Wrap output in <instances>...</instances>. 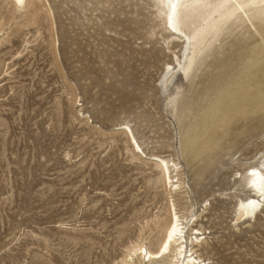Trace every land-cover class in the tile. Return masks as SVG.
I'll return each instance as SVG.
<instances>
[{
	"label": "rangeland",
	"instance_id": "1",
	"mask_svg": "<svg viewBox=\"0 0 264 264\" xmlns=\"http://www.w3.org/2000/svg\"><path fill=\"white\" fill-rule=\"evenodd\" d=\"M50 2L57 63L46 23L37 40L35 27L15 36L6 65L24 40L34 42L7 77L0 63V264L122 257L166 197L156 169L133 159L123 135H100L121 123L146 153L179 163L188 214H201L196 225L206 228L208 264H264V212L251 225L234 223L248 194L236 177L264 152V22L222 43L191 80L177 70L163 91L173 45L150 1ZM219 107L227 124L209 118L203 127Z\"/></svg>",
	"mask_w": 264,
	"mask_h": 264
},
{
	"label": "bare ground",
	"instance_id": "2",
	"mask_svg": "<svg viewBox=\"0 0 264 264\" xmlns=\"http://www.w3.org/2000/svg\"><path fill=\"white\" fill-rule=\"evenodd\" d=\"M148 1L152 3L157 18L163 22L165 30L168 31L167 41H171L170 43L173 45L172 48L168 47L174 55L173 63L166 64L165 76L161 79L163 91L168 89L169 83L176 77L177 70L180 75L181 73L184 75L185 79L191 80L194 75H197V71L204 67L205 60L210 57V53L214 52L217 47L221 48L222 43H229L230 39L243 34L242 31L248 28L249 23L252 25L251 22H253L255 26L264 22V0ZM54 20L53 6L50 0H0V63L6 65L3 58L7 50L14 47L13 40L21 30L35 27L34 37L37 40L38 37H41L40 26L45 23L49 32L50 50L54 55L55 63H57V43L53 36L55 31L52 22ZM260 35H264V24L258 37ZM33 42L30 39L24 40L25 49L14 55L12 64L6 65L8 66L6 77L9 71L17 66L24 52L30 48ZM179 48V52H176ZM253 48H257V46ZM259 54L263 55L261 52ZM6 77L4 76L0 84L7 80ZM74 97L72 96V99L75 101L76 97ZM216 109L219 112L215 113L212 110L208 119L203 122V127L212 125L209 118H215L216 126L227 124L224 122L227 120L222 119L226 109L222 107ZM57 111L59 124H61L63 111L61 108ZM81 113V111H77L76 121L80 120V116H84ZM232 119L230 118V122ZM80 122L87 126L90 125V120L87 118ZM97 127L98 125L92 122L91 128L97 130ZM110 134L123 135L133 154V159L150 164L151 169H156L157 181L162 184L166 197L165 204L156 214L141 221L137 237L124 248L122 257L114 261L113 264H208L207 261H210V258L208 259L206 256L208 253L205 254L208 238L203 232L206 231V228L199 229L196 225L202 217L201 214H188V208L193 209V206L186 184H184L185 180L179 163L169 156L146 153L128 123L118 124L111 130H100L101 136ZM193 152L198 155L197 151ZM258 156V158L254 157L256 162L245 170L244 175L235 176L237 182L243 180L245 189L248 188V194L240 197L236 204L234 223L237 227L251 225L253 222L251 220L254 219L256 222L264 212V152ZM253 172L256 175H253ZM175 198L183 201L179 209ZM73 240L77 242L76 239Z\"/></svg>",
	"mask_w": 264,
	"mask_h": 264
},
{
	"label": "snow or ice",
	"instance_id": "3",
	"mask_svg": "<svg viewBox=\"0 0 264 264\" xmlns=\"http://www.w3.org/2000/svg\"><path fill=\"white\" fill-rule=\"evenodd\" d=\"M253 175H256V173H255V172H253ZM165 248H167V245H165Z\"/></svg>",
	"mask_w": 264,
	"mask_h": 264
}]
</instances>
